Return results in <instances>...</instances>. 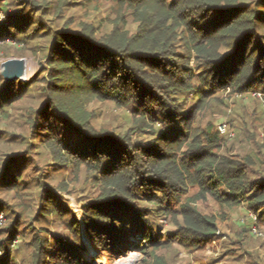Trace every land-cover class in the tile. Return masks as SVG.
Masks as SVG:
<instances>
[{
	"label": "trees",
	"instance_id": "obj_1",
	"mask_svg": "<svg viewBox=\"0 0 264 264\" xmlns=\"http://www.w3.org/2000/svg\"><path fill=\"white\" fill-rule=\"evenodd\" d=\"M112 1L133 14L134 32L118 23L102 36L87 28L55 30L48 67L30 80L42 84L46 97L40 111L47 147L57 161L85 164L100 191L83 204L82 219L74 217L71 228L69 224L73 239L50 241L45 226L32 234L28 264H94L85 256L84 233L97 249L111 253L160 247L168 240L154 230L152 216L157 214L172 216L180 228L174 238L184 246L209 242L216 223L195 205L180 204L187 190L183 185L200 186L221 205L247 204L264 214V174L251 175L261 157L220 152L227 135L211 123L201 127L197 117L223 88L260 91L264 98V0ZM11 22L8 27L0 23V40L29 34L27 19ZM25 85L6 81L0 103L14 102ZM92 99L130 107L132 127L120 134L95 129L87 109ZM157 122L162 127L154 131ZM59 128L62 138L54 133ZM135 130L156 135L131 144L129 133ZM252 134L256 140L259 133ZM15 166L7 162L0 175L13 190L25 182ZM58 196L47 197L37 216L75 215L67 198ZM173 201L180 205L172 207ZM143 202L157 208L148 209ZM20 224L12 222L9 233L1 234L0 250L8 248ZM0 264H9L8 256L0 257ZM154 264L165 262L156 257Z\"/></svg>",
	"mask_w": 264,
	"mask_h": 264
},
{
	"label": "rangeland",
	"instance_id": "obj_2",
	"mask_svg": "<svg viewBox=\"0 0 264 264\" xmlns=\"http://www.w3.org/2000/svg\"><path fill=\"white\" fill-rule=\"evenodd\" d=\"M17 13L19 16H15ZM9 14L13 16L11 19ZM12 19H27L30 31L26 37L0 40V88L6 82L1 74L4 61L27 58L28 73L24 76L26 79L21 80L26 82V88L18 98L11 103H0V175L6 163L12 160L16 163L15 173L24 176L25 182H20L19 189L13 190L8 186L9 181H0V239H4L1 234L9 233L6 228L12 222L23 223L14 232L8 248L0 250V257L8 256L9 264H28L33 253L32 234L45 226L50 233V241L54 242L57 238L73 239L69 224L71 228L75 219H82L83 204L97 197L100 191L94 182L96 179L92 178L85 164L77 166L57 161L54 152L47 147V136L44 134L47 127L40 111L46 97L42 84H32L30 80L47 69L52 33L55 30L67 29L77 33L87 28L95 35L102 36L110 32L116 23L134 32L137 23L127 8L112 0H0V23H6L8 27ZM39 22L42 25L38 26ZM35 28L37 32L33 34ZM18 81L12 83L16 85ZM253 92L243 94L230 87L220 89L215 94L218 99L200 110L197 117L201 127L211 123L217 130L220 124L225 123L228 132L233 133L225 134L227 137L220 152L232 153L240 158L247 155L254 159L261 157L256 166H251L254 169L252 177H260L264 174V98ZM193 103L194 100L188 102L189 106ZM87 109L91 113V124L97 130L105 129L120 134L132 127L134 116L130 107L111 100L92 99ZM161 127V123L157 122L153 129L156 131ZM59 129V132L54 130V133H59L57 136L62 138L64 130ZM253 130L259 133L256 140L251 138ZM129 134L131 144L147 142L156 135L150 130H135ZM183 187L187 190L182 191L180 204L195 205L216 223V234L209 242L184 246L181 240L174 238L179 235L177 232L180 228L172 216L157 214L152 216L156 224L153 223L154 230L162 239L168 240L166 244L155 248L149 246L144 250L124 249L121 253H111L97 249L84 233L81 237L87 246L85 256L90 261L95 259L94 264H154L156 257H161L165 264H264V214L250 209L247 204L221 205L211 193L204 194L198 185ZM53 195L67 198V208L75 211V215L69 212L46 219L37 216L45 206L47 197ZM171 204L172 207L180 205L179 201ZM142 205L151 210L157 208L153 203L143 202ZM30 227L35 230L32 231ZM169 237H173V240Z\"/></svg>",
	"mask_w": 264,
	"mask_h": 264
},
{
	"label": "water",
	"instance_id": "obj_3",
	"mask_svg": "<svg viewBox=\"0 0 264 264\" xmlns=\"http://www.w3.org/2000/svg\"><path fill=\"white\" fill-rule=\"evenodd\" d=\"M27 58H11L1 65V74L7 82L25 80Z\"/></svg>",
	"mask_w": 264,
	"mask_h": 264
},
{
	"label": "built area",
	"instance_id": "obj_4",
	"mask_svg": "<svg viewBox=\"0 0 264 264\" xmlns=\"http://www.w3.org/2000/svg\"><path fill=\"white\" fill-rule=\"evenodd\" d=\"M254 95H257L259 97H263V93L260 92V91H254L253 92ZM218 130L222 133V134H229L230 131L228 132V127L227 125L224 123V124H220L219 127H218ZM231 135H233V133H230Z\"/></svg>",
	"mask_w": 264,
	"mask_h": 264
},
{
	"label": "bare ground",
	"instance_id": "obj_5",
	"mask_svg": "<svg viewBox=\"0 0 264 264\" xmlns=\"http://www.w3.org/2000/svg\"><path fill=\"white\" fill-rule=\"evenodd\" d=\"M27 65H28V61H27ZM26 73H28V70L26 71ZM27 74H25V76H26Z\"/></svg>",
	"mask_w": 264,
	"mask_h": 264
}]
</instances>
